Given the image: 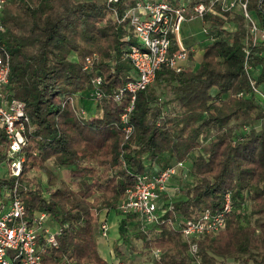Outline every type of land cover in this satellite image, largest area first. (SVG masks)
<instances>
[{
    "label": "trees",
    "instance_id": "trees-1",
    "mask_svg": "<svg viewBox=\"0 0 264 264\" xmlns=\"http://www.w3.org/2000/svg\"><path fill=\"white\" fill-rule=\"evenodd\" d=\"M134 1L9 0L5 5L0 44L10 56V73L4 95L24 104L29 123L21 173L15 177L5 170L0 176V200L15 191L28 217L36 212L49 216L57 246L47 251L42 264H110L98 252L93 212H103L108 222L107 215L117 212L137 175L184 162L174 177L180 196L160 217L163 223L145 224L136 215L120 214L126 221L136 217L143 230L148 228L136 238L143 239L142 250L148 254L160 251L152 264H198L180 230L165 222L195 220L206 210L220 212L226 194L231 211L225 228L196 240L199 264H264V115L250 84L254 77L255 86L264 85V42L252 44L239 13L222 12L218 6L223 18L205 13L209 43L199 67L157 71L153 83L136 94L129 116L132 133L125 139L120 114L129 97L123 95L118 103L114 92L135 74L124 56L129 30L121 21ZM247 9L264 27V0H247ZM107 13L112 16L98 24ZM228 22L235 30L225 29ZM92 54L97 58L92 71H86L84 59ZM97 73L103 92L95 106L98 119L80 120L63 98L88 94ZM82 106L90 109L91 102ZM170 107L180 111L173 114ZM239 119L244 127L236 132L231 122ZM257 120L258 129L253 127ZM7 148L0 133V165L6 167ZM49 161L59 172L47 167ZM40 173L46 176L45 186ZM109 235L110 224L106 239ZM116 240L127 243L121 234ZM142 250L131 255L133 261Z\"/></svg>",
    "mask_w": 264,
    "mask_h": 264
},
{
    "label": "built area",
    "instance_id": "built-area-1",
    "mask_svg": "<svg viewBox=\"0 0 264 264\" xmlns=\"http://www.w3.org/2000/svg\"><path fill=\"white\" fill-rule=\"evenodd\" d=\"M8 1L0 0V34L3 32L2 10ZM117 1L107 0L110 4ZM216 6L222 12H235L239 9L252 44L259 45L264 42V27L260 25L254 13L247 9V0H197L194 3L191 0H135L133 5L125 9L121 21L127 23L129 34L123 40L129 45L124 56L131 62L135 74L114 92V100L118 103H121L123 95L129 97L120 114L125 139L132 133L129 116L134 109L136 94L153 83L157 71L162 67L176 73L185 69L196 70L198 65L196 59L191 56L192 47L183 45L179 34L180 27L186 17L188 20H202L205 13L223 18L215 9ZM203 31L205 32V29ZM244 52L248 55L247 45ZM96 58V54L86 56L84 70L92 71ZM244 68L247 72L252 71L247 62ZM9 73L10 56L0 44V133L8 145L6 172L16 177L20 175L24 163L21 150L26 142L29 119L22 102L4 95ZM255 82L254 77H250L252 92L261 104L264 115V92L255 86ZM101 86L102 77L98 73L94 74L88 94L79 92L66 95L63 104L70 105L80 120L98 119L95 106L103 98ZM237 96L244 97V93L239 92ZM86 100L91 102L90 109L82 106V102ZM184 166V162H175L163 169L154 166L152 172L137 175L133 188L126 190L116 211L123 216L136 215L145 224L163 223L160 217L166 211L172 210L173 202L180 196L174 177ZM6 198L0 200V264H42L47 251L57 246L58 233L52 230L49 216L36 212L28 217L21 197L15 191ZM230 211V196L226 194L220 212L211 213L206 210L195 220L167 219L165 223L180 230L188 241V254L199 264L201 258L198 255L196 240L203 235L222 231L225 228L226 215ZM98 232L101 238L108 237L109 224L105 219L99 221ZM152 255L154 260H159L160 251L153 250ZM114 264L127 263L117 261Z\"/></svg>",
    "mask_w": 264,
    "mask_h": 264
},
{
    "label": "rangeland",
    "instance_id": "rangeland-1",
    "mask_svg": "<svg viewBox=\"0 0 264 264\" xmlns=\"http://www.w3.org/2000/svg\"><path fill=\"white\" fill-rule=\"evenodd\" d=\"M77 1H87V0H77ZM99 2H105L107 0H96ZM112 15L110 13L106 14V18L102 19L101 21H98V24H101L104 22L105 19L111 17ZM254 16V15H253ZM205 29V32L203 31ZM225 29L228 31L229 28L226 25ZM179 34L181 36L182 39V43L184 46L189 47V46H199L198 44H200L202 50L205 48V46L209 43L207 41V38L209 36V32L207 30V25L205 23H203V21L200 18H196L193 20H188L186 17V21L182 23L181 27H180V31ZM200 42V43H199ZM203 53H199L198 56H196V60H197V65L199 67V63L201 60ZM194 59V58H193ZM200 59V60H198ZM195 60V59H194ZM197 67V68H198ZM196 68V69H197ZM258 70H254L253 71V75L256 77ZM262 90H264V86L261 87ZM156 92L159 93L160 91L162 92L163 89L162 88H155ZM211 93L214 94L215 90L212 89ZM159 99H162V96L159 94ZM170 111L175 114L178 113L180 111V109L178 107L176 108H169ZM166 110V108L164 109ZM231 125H236L237 128L235 129L236 132H240L241 129H243L244 125L241 124V119L239 120H233L231 122ZM253 127H255L256 129H258L260 127V121L257 120L253 123ZM196 155V154H195ZM47 167L55 172H59L57 170V168L55 167L54 163L49 161L47 162ZM6 170V165L5 163H3L2 165H0V176H3V174L5 173ZM59 179H61V173H58ZM30 177H35V173L30 174ZM38 180L40 181V183L45 186L46 184V176L44 173H40L38 176ZM105 216L103 214V212H98V213H94L92 214V220L97 224V226H99V220L100 219H104ZM250 222L253 223V218H250ZM108 223L111 225H114L115 228L110 231V235L109 238L107 239V261L110 262V264L115 263L116 261H120V260H126V263L128 264H152L154 261L153 255L148 254L145 250H142V243H143V239H137L136 235L139 231H145L146 229H148L146 227L145 230H143L144 226H142V224L140 223L141 220L136 219V217H133V220H129L126 221L125 217H121L120 214L118 212H112L111 213V218L108 217ZM50 226L52 227L51 221L49 222ZM121 234V237L124 236V238L126 239L127 243L125 244H121L119 243L120 240H116L118 238V235ZM100 239L101 238L98 235V239H97V245L98 247L100 246ZM118 241V242H116ZM121 245V246H120ZM120 246V252L119 254H116V251L114 250L116 247ZM131 246V251L129 253V251L127 250L129 247ZM142 250V253L140 254V256L137 258L136 261L132 260L131 255L133 253H138L139 251ZM100 255L103 257L104 256V252L101 251ZM128 261V262H127ZM228 263H231V260H228Z\"/></svg>",
    "mask_w": 264,
    "mask_h": 264
},
{
    "label": "crops",
    "instance_id": "crops-1",
    "mask_svg": "<svg viewBox=\"0 0 264 264\" xmlns=\"http://www.w3.org/2000/svg\"><path fill=\"white\" fill-rule=\"evenodd\" d=\"M235 13H239V9H236ZM252 13H254V12H252ZM254 15H255V13H254ZM226 25L229 28V30H228L229 32L235 30V25L233 23L228 22V23H226ZM200 44H198L199 46H194V45L191 46L192 47V51H193L192 58H194V59H196L195 57L198 56L199 53H203V51H204V49L202 50ZM198 60H200V59H198ZM108 217L111 218V214H108L107 218ZM114 228H115V226L111 224L110 225V231H112ZM107 246H108L107 239H100V246L98 247V252H99V254H100L101 251L104 252V256L103 257L100 255L104 259L107 258V256H106V254H107Z\"/></svg>",
    "mask_w": 264,
    "mask_h": 264
}]
</instances>
